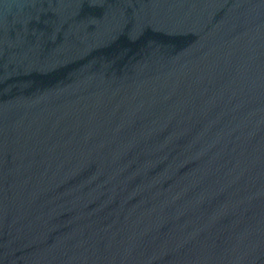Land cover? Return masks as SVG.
Segmentation results:
<instances>
[{"label": "water", "instance_id": "water-1", "mask_svg": "<svg viewBox=\"0 0 264 264\" xmlns=\"http://www.w3.org/2000/svg\"><path fill=\"white\" fill-rule=\"evenodd\" d=\"M0 264H264V0H0Z\"/></svg>", "mask_w": 264, "mask_h": 264}]
</instances>
